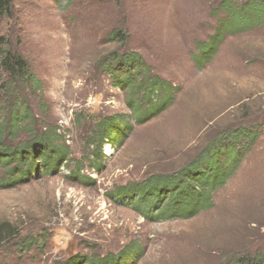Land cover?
<instances>
[{
  "label": "rangeland",
  "instance_id": "obj_1",
  "mask_svg": "<svg viewBox=\"0 0 264 264\" xmlns=\"http://www.w3.org/2000/svg\"><path fill=\"white\" fill-rule=\"evenodd\" d=\"M231 3L15 0L10 15L0 16V56L21 57L35 80L9 77L0 61V127L16 98L32 130L11 129L3 141L16 147L55 130L70 153L57 174L34 171L26 184L0 187V264H65L123 251L120 264L264 257V21L248 19L250 0ZM243 3L247 13L239 12ZM117 30L126 43L108 40ZM113 53L139 55L152 76L171 85V106L136 123L126 90L104 71L115 64L100 65ZM113 115L128 117L132 132L119 146L107 143L101 166L94 165L88 142ZM242 126L259 127L263 136L215 194L214 207L197 217L150 222L107 197L116 187L178 172L220 134ZM74 171L80 177L69 179ZM6 183L1 166L0 185Z\"/></svg>",
  "mask_w": 264,
  "mask_h": 264
},
{
  "label": "trees",
  "instance_id": "obj_2",
  "mask_svg": "<svg viewBox=\"0 0 264 264\" xmlns=\"http://www.w3.org/2000/svg\"><path fill=\"white\" fill-rule=\"evenodd\" d=\"M14 1L0 0V16L10 15L11 4ZM237 1L239 0H232V3ZM249 6L253 7L247 14L248 19L254 16L257 24L262 23L264 0H250ZM247 8L248 6L243 3L239 12L247 13ZM217 37L218 35H215L211 40ZM107 38L120 44L128 40L122 30L111 32ZM0 59L9 77L22 81L28 78L27 80L35 85V80L21 57L7 52L1 55ZM108 61L115 64V67L103 69L115 78L118 87L126 90L127 104L134 114L136 123L145 124L171 106L173 99L171 85L152 76L139 55L113 53L105 57L100 65H106ZM21 106L22 104H18L15 98L8 112V123L0 127V167H4L7 176V183L0 187L4 189L26 184L34 171L57 174L69 163V150L61 143L60 136L55 130L46 129L41 134L35 133L31 140L16 147L5 144L3 135L5 138L8 134H13L12 130L17 132L21 126H24L25 131L29 130L27 125L31 116L28 110H23ZM124 118L113 115L103 118L97 124L92 139L88 142V148L93 149L91 155L94 165L99 163L101 166L103 148L107 143L119 146L132 132V126L129 125V121L126 123ZM31 131L30 129L29 132ZM262 136L263 133L259 127L242 126L230 129L220 134L191 163L178 172L153 176L142 182L116 187L107 193V197L133 209L150 222L191 220L214 207L215 194L237 173L244 159ZM80 174L81 171L71 172L69 179L75 178L74 175L80 177ZM1 232L0 227V241L2 240ZM28 244V241H23L22 249L27 250ZM132 252H129L128 256ZM124 254L126 255V251L121 252L116 258L73 257L65 264H120ZM235 264H264V257L260 255L245 257L236 261Z\"/></svg>",
  "mask_w": 264,
  "mask_h": 264
}]
</instances>
